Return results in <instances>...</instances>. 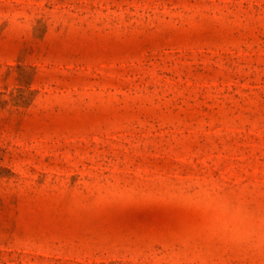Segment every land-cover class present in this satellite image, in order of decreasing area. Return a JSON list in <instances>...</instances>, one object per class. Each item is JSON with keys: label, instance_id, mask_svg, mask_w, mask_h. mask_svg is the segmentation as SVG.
Returning a JSON list of instances; mask_svg holds the SVG:
<instances>
[{"label": "rangeland", "instance_id": "374dc122", "mask_svg": "<svg viewBox=\"0 0 264 264\" xmlns=\"http://www.w3.org/2000/svg\"><path fill=\"white\" fill-rule=\"evenodd\" d=\"M0 264H264V0H0Z\"/></svg>", "mask_w": 264, "mask_h": 264}]
</instances>
